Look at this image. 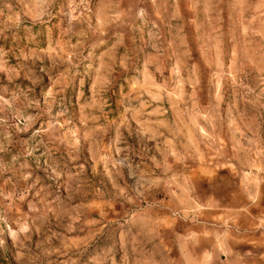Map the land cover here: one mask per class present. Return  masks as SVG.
I'll return each mask as SVG.
<instances>
[{"label":"clouds","instance_id":"1","mask_svg":"<svg viewBox=\"0 0 264 264\" xmlns=\"http://www.w3.org/2000/svg\"><path fill=\"white\" fill-rule=\"evenodd\" d=\"M0 264H264V0H0Z\"/></svg>","mask_w":264,"mask_h":264}]
</instances>
